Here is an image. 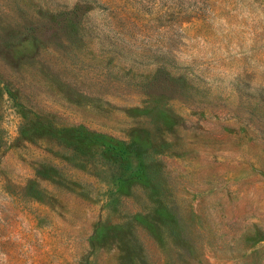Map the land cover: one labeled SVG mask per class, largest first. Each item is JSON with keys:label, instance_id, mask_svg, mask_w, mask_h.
<instances>
[{"label": "rangeland", "instance_id": "374dc122", "mask_svg": "<svg viewBox=\"0 0 264 264\" xmlns=\"http://www.w3.org/2000/svg\"><path fill=\"white\" fill-rule=\"evenodd\" d=\"M0 264H264V0H0Z\"/></svg>", "mask_w": 264, "mask_h": 264}]
</instances>
